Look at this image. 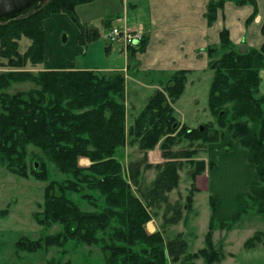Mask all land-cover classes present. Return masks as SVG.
I'll use <instances>...</instances> for the list:
<instances>
[{"label": "trees", "instance_id": "16d2710c", "mask_svg": "<svg viewBox=\"0 0 264 264\" xmlns=\"http://www.w3.org/2000/svg\"><path fill=\"white\" fill-rule=\"evenodd\" d=\"M93 1L96 0H48L31 15L0 23V68L9 69L0 72V165L23 178L49 181L44 188L42 210L34 216L44 229L62 226L58 232L38 238L21 236L14 245L16 253L47 252L57 247L63 255L74 243L99 246L104 264H169V258L174 262L183 258L184 264H194V260L202 258L203 264H215L225 256L214 244L215 230H232L250 212L264 217V95L260 91L264 42L241 53L230 31L223 28L219 45L208 48L213 74L207 106L217 127L208 122L191 128L176 116L173 103L185 92L191 72L186 69L175 71L162 82L164 88L150 97L129 125L123 73L65 66L36 72L25 69L28 64L44 62L45 21L54 14H66L77 24L80 45L98 40L99 30L88 27L77 14L80 5ZM227 2L253 5L248 23L259 12L258 0H211L206 11L210 24ZM260 31L264 36V18ZM23 38H28L30 45L21 52ZM146 44L145 38L138 50L144 51ZM136 50L130 49V53L134 55ZM219 50L223 53L217 56ZM26 81L36 87L14 94L5 91L14 83ZM227 133L240 139L249 163L260 177V184L251 185L250 194L240 197L246 204L244 212L232 220L218 221L214 216L217 198L212 197L205 246L192 253L186 250L188 243L184 239L166 241L162 230L148 233L145 224L153 216L149 206L158 199L166 200L165 195L178 186L183 160L194 166L192 187L186 197L187 212L193 208L195 178L215 167L213 162L196 160L195 148L176 152L173 147L188 140L200 141L210 149ZM135 145L145 152L144 158L147 151L158 146L166 159L163 165H156L159 174L145 196L138 187L140 166L130 169L127 177L118 157L120 148ZM30 146L42 152L37 167L28 163ZM232 147L230 142L227 151ZM82 157L89 159L88 166L80 165ZM50 165L67 178L51 180ZM73 195H78L80 201ZM82 201L93 209H83ZM181 216L182 211L177 210V216L169 222L177 223ZM263 241L264 231L260 230L244 245L251 248ZM47 264L72 263L58 258Z\"/></svg>", "mask_w": 264, "mask_h": 264}, {"label": "crops", "instance_id": "0c3cea01", "mask_svg": "<svg viewBox=\"0 0 264 264\" xmlns=\"http://www.w3.org/2000/svg\"><path fill=\"white\" fill-rule=\"evenodd\" d=\"M210 1L96 0L80 5L77 8L80 20L100 32V38L86 47L79 45L80 30L73 21L71 22V18L66 14H54L45 21V64L46 66H54L52 68L65 66L105 72L117 71L123 73L126 78V92H129L128 86L130 85L135 88V93L145 90L147 94L149 93L148 96L151 97L159 88L161 89L162 82L165 79L160 78L157 82L150 79V71H162L163 76L167 75L166 79H168L177 70H191L188 75H199L209 70L211 57L208 54V48L219 45L220 31L222 30L220 25L222 23L216 22H224L226 18H229L230 12H226V6L235 4L227 2L224 9L219 12L218 18L215 20L216 24H210L206 17L207 5ZM95 4L99 9H95ZM82 7L86 8L85 15L79 12ZM253 9V5L248 6L247 15L250 16ZM129 12L132 13V19L129 18ZM119 17H126L128 22L132 24L143 25L145 38L147 39L144 51L137 49L132 55L130 50L124 52L117 45L109 48L105 46L103 37L114 19ZM263 18L264 8L261 6L258 14L250 23L251 32L260 31ZM60 25H65L68 29L66 37L68 42L71 39V48L61 45L59 35L63 27H60ZM243 26L240 29V36L234 37L230 33L231 40L238 47L244 43L240 40L242 32H244ZM48 28L50 31L57 28V32L51 34ZM251 43H246L247 48L252 47L253 44L257 45L258 42L252 39ZM79 56H81V59H79ZM208 73L211 82L212 72ZM260 75L263 76V78L261 77L260 91L264 95V70H261ZM193 80L188 79L184 94L173 104L176 116L185 124H187V119L193 120L192 116L188 118L186 109L188 107L193 108L194 111L198 109V106L193 104L197 101V92L192 89ZM190 127H192V124H190ZM224 140L225 142L232 140V149L226 150L225 153L210 150L207 158H203L206 162H213L215 167L209 170L208 175L202 173L195 178L197 191L194 195L193 208L189 215L184 218L185 221L183 219L181 222L173 224L189 225V229L186 230L187 234L190 232L191 226L205 225L204 230L207 228L208 231L209 229V220L212 214L211 206L209 211L204 208L203 224H201V212L197 206L200 195L205 201L208 198L209 205L212 197L217 198L214 212L216 220L229 221L246 209V204L240 201V197L250 194L251 185L260 184V177L256 168L249 163L248 152L241 145L240 139L233 138L232 134L227 133L222 142ZM259 216L254 212H250L232 230L222 231L218 229L214 231V244H217L219 239L223 240L225 253V256L215 264H264V244H257L251 248H246L244 245L248 238L260 230H254L252 234L243 236L240 243L241 247L238 250H233L234 237H239L243 231H246L248 225H256L257 222L255 221L260 220ZM258 222L263 223L264 220ZM158 227L159 225L155 224L154 220L145 225L148 233L157 231ZM207 231H203L204 237L198 231L195 233V238L200 242L199 248L204 246ZM191 242H189V245Z\"/></svg>", "mask_w": 264, "mask_h": 264}, {"label": "rangeland", "instance_id": "374dc122", "mask_svg": "<svg viewBox=\"0 0 264 264\" xmlns=\"http://www.w3.org/2000/svg\"><path fill=\"white\" fill-rule=\"evenodd\" d=\"M250 5L251 4L237 6L236 4H233V6H228V7L226 6V12L227 11L230 12L229 18H226L224 22L220 20L221 22H216V23H222L220 24L221 28L222 29L227 28L228 30H230V33L234 37L240 36L241 26L244 25L243 26L244 32H242V37L240 39L241 41L244 42L242 44L246 45V43L247 44L251 43L252 39H254V41L258 43L257 45L253 44L252 47H260V45L264 42V36L261 34L260 31H257L256 33L251 32L252 30L251 24L248 23L249 15H247L248 13H246L247 8ZM258 6L259 8H261V6L264 8V0H258ZM94 7L96 9L98 7L97 4H95ZM85 9H86L85 7H82L79 9V12H82L85 15L86 14ZM89 12L87 13L91 14ZM129 16H130L129 18L132 19V13L129 12ZM126 21L128 22V20ZM128 23L134 25L130 22ZM213 23L216 24L215 22ZM75 26L78 28L77 24H75ZM60 27H63L59 35L61 45H65L66 47L69 46L71 48V39L68 42L66 37L68 35V29L66 28L65 25H60ZM53 30L54 31H50L48 28V31L51 34L57 32V28H54ZM51 37H53V35H51ZM103 41L106 46L105 39ZM29 45H30V40L28 38H23L20 41L21 52L26 51ZM222 53L223 51L219 50L217 56H220ZM79 59H81V56H79ZM45 63H46V54H45V60L42 64L39 65L28 64L25 67V69L36 72L45 68L54 67V66L52 67L46 66ZM7 70L9 69L5 67L0 68V72H4ZM209 70L199 75H195V74L188 75V79H194L193 80L194 84L192 86V89L194 92H197V98H196L197 101L193 102V104L198 106V109L196 111H194L193 108L191 107L190 108L188 107L186 109L188 118H190L191 116L193 117V120H189V119L186 120L187 123L186 125H188L189 127L190 124H192V127L196 128L208 122H212L215 125V127H217L216 119L211 114L207 106L209 88H210L208 72L211 71ZM102 72L105 74H112L115 71H109V72L102 71ZM143 72L145 73V71ZM150 74H151L150 79L155 80L156 82L160 78H163L165 80L167 78V75L163 76L162 71H158V72L150 71ZM211 74H213V72ZM261 77L263 78V76ZM34 87H36L35 83L31 81H26V82L14 83L11 87H9L5 91L7 93L14 94L20 91H27ZM163 88L164 86L161 85V90ZM128 90L129 92H126V100L124 103L128 113L127 123L130 125L133 123L134 118L145 107L150 96H148L149 93L147 94V91L145 90L135 93L134 92L135 88H133V86L130 85L128 86ZM181 123L185 124L183 122ZM231 141L232 140H230V142ZM230 142H225V140L224 142H222L221 140L220 142L213 144L209 149L207 145L202 144L200 141L190 143L188 140H184L182 143L174 146L173 150L176 152H181L184 149L195 148L197 149L196 150L197 153L195 154L194 158L196 160H203L204 157L207 158V155L209 154L208 152L210 150H214V151L216 150L217 152L225 153ZM144 154L145 152L141 151L138 145L126 146L124 148H120L118 151V157L120 161L123 163L125 174L127 177H128V173L130 172V169H135L136 166H140V173L138 174V181H139L138 187L140 188V191L144 193L145 196L152 188L153 181L159 174L160 169H158L156 165H163L166 162V159L163 157L162 151L159 147L147 151L146 158H144L145 157ZM40 157H42V152L40 150L31 146L28 147L27 158H28V163L31 167L38 166V161ZM79 163L81 166H88L90 164V161L89 159L82 157L80 158ZM183 163H184L183 167L179 171L180 180L178 186L165 195L166 200L158 199L156 200L155 205H150L149 211L153 215L150 221L154 220L155 224L159 225L158 227L159 229L157 228V231L159 230L163 231L166 241L184 239L188 243V247L186 250L192 253L200 249L199 248L200 242L195 238V233L196 231H198L200 234H202V237H204L203 231L205 230L207 231V228L204 230L205 225H197L195 227L191 226L190 232L187 234L186 230L189 229V225H173L171 222H169L171 217L177 216V210L182 211V216L179 222H181L184 218H186V216H188L190 213L187 212V210L185 209V205H186V197L193 183V179L191 178V173L194 171V166H192L190 163L186 161L184 162V160ZM147 164H150V167H145ZM50 170H51V180H63L67 178V176L62 174L57 168H55L54 165H50ZM209 172L210 171L208 169L205 172H203V174L208 175ZM48 183L49 181L37 180L32 176L29 178L20 177L10 172L5 166L0 165V264H47L50 260L53 259L57 260L58 258H62L63 262L69 260L72 264H104L105 259L103 257L102 251L99 246H88V245L80 246V245H75L74 243H70L67 246L68 250L63 255H61L62 249L57 247H53L47 252L20 253V254L16 253L14 245L15 242L21 236L38 238L42 234H53L62 229V226L60 224H55L50 229H44L36 221L34 216L35 213L40 212L42 210L41 205L44 201V188ZM136 193L137 195H139V197H141V199L146 204L148 203L140 192L137 191ZM73 198L80 201V197L78 195H73ZM82 206L83 209H89V210L93 209L84 202ZM197 206L201 212L202 221L200 220V223L203 224L204 208H207L208 211L210 209L208 198L205 201V199L200 195L198 198ZM259 217L260 220H264L262 216ZM150 221H148L145 225H147ZM258 221H255L257 222L255 223L256 225H248L245 229L246 231H243L239 237L238 236L234 237L235 244L233 250H238L241 247L240 243L243 240L242 239L243 236L247 234L248 235L252 234L254 230H264V222L261 223ZM191 239H193L192 242ZM189 242H191L190 245ZM203 244L205 246V241ZM259 244H264V241L258 243V245ZM215 246L217 248L220 247L223 250L224 249L223 240L219 239V242L215 244ZM202 262H203L202 258L193 261L194 264H201ZM169 264H184V261L183 258H181L179 262H174L171 258H169Z\"/></svg>", "mask_w": 264, "mask_h": 264}, {"label": "built area", "instance_id": "2783aa9c", "mask_svg": "<svg viewBox=\"0 0 264 264\" xmlns=\"http://www.w3.org/2000/svg\"><path fill=\"white\" fill-rule=\"evenodd\" d=\"M126 17L115 18L114 22L104 35L106 46H119L124 52L130 49H138L145 39L143 25H131L126 21Z\"/></svg>", "mask_w": 264, "mask_h": 264}, {"label": "water", "instance_id": "95a60500", "mask_svg": "<svg viewBox=\"0 0 264 264\" xmlns=\"http://www.w3.org/2000/svg\"><path fill=\"white\" fill-rule=\"evenodd\" d=\"M48 0H0V23H7L12 20L31 15L38 11ZM247 46L242 44L239 51L244 53ZM202 126V125H201Z\"/></svg>", "mask_w": 264, "mask_h": 264}]
</instances>
